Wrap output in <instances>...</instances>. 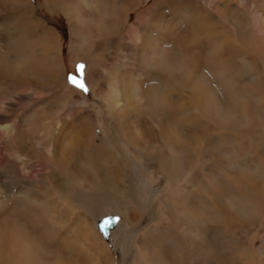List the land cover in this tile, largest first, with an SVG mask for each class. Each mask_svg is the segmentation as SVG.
<instances>
[{
    "label": "bare ground",
    "instance_id": "obj_1",
    "mask_svg": "<svg viewBox=\"0 0 264 264\" xmlns=\"http://www.w3.org/2000/svg\"><path fill=\"white\" fill-rule=\"evenodd\" d=\"M199 1L42 0L65 16L71 61L87 62L113 123L99 141L93 107L71 103L58 32L34 0H0V125L29 101L0 126V264H115L119 218L108 240L98 226L107 210L143 222L118 264H258L264 0L218 4L235 32ZM145 164L164 189L141 178Z\"/></svg>",
    "mask_w": 264,
    "mask_h": 264
},
{
    "label": "rangeland",
    "instance_id": "obj_2",
    "mask_svg": "<svg viewBox=\"0 0 264 264\" xmlns=\"http://www.w3.org/2000/svg\"><path fill=\"white\" fill-rule=\"evenodd\" d=\"M221 1L222 0H201V1H199V6L202 8H205V12L208 13L209 16H212L213 18L218 19L222 25L228 27L232 32H233V30L235 32V27L233 25H231L230 23H228L223 18V15H220V14L217 15L216 11L218 8V4ZM154 2H155V0H145V4L143 6L144 9L149 7L150 5H152ZM253 5L256 6L255 1L252 2V7L248 9L250 16H253L252 15L253 7H255ZM34 7L36 10V14L41 19V21L44 22L45 24H47L48 26L52 27L54 30H56L58 32L59 39L61 41V55L63 56L65 64H66V84L69 88L75 90V92L72 94V97H71V103L73 102L72 104H76V108L82 109V110L83 109L86 110L89 107H93L94 114H96V116L99 118V121L96 123V127H95L96 133H97L96 139L101 141L102 139H104V138L101 139V136L103 135L102 131L103 130L106 132H109L110 130L112 131L111 127L113 126V123H110L107 120V118L105 117V115L103 117L98 116L97 94H96V91L93 90L92 85L88 81V78L86 75L88 72V69H89L87 62L80 60V59H76L75 61H71V58H70L71 57V51L74 49L73 47H75L77 45V42L72 37L70 28H69L68 24L66 23V18L61 11L56 12L53 15L48 14L47 11L45 10L44 6H43L42 0H34ZM135 17H136V14L131 16V19L129 20V26L133 23ZM80 65H83V67L80 68L79 67ZM263 74H264V72H263ZM251 79H249L246 76L240 77V81H247V80L248 81H250V80L254 81L253 77ZM73 81L75 83H73ZM7 84H8V88L10 87L9 89H12V88L14 89L11 81H8ZM77 84H82L83 90L80 87L76 86ZM28 102H29L28 100L22 99L20 102L21 106L18 107L17 109L12 108L10 117H8L7 122L3 123L0 126H10V124H12L13 119H16V120L22 119L26 110H23L21 107L28 104ZM101 120H103V121H101ZM103 123H104V125H103ZM117 148H118V146H117ZM117 152H118L119 157L122 156V158H124L121 150H117ZM139 162L141 163V161H139ZM124 163H125V160H124ZM139 166L141 167V174H142L141 178L145 182L148 180V182H150V184H153L154 186L156 184V186L160 187L161 189L165 188V182L161 180V176L159 174H157V172H155V170L148 167L146 164L143 166L142 165H139ZM132 169H134V168H132ZM129 171L132 172V170H129ZM1 172H0V174L2 176V179H4V175H2ZM108 216H116L119 218V225H118L117 229L115 230V236H114L116 247L115 246L111 247V250H113L112 252H113V255L115 256L116 260H117V256H118L116 254H117V252H119L118 248H119L120 244L123 241L125 242L126 240L128 242L127 243L128 247H127L126 253L129 254V257H133L135 254V247H136V237L134 235L139 233L138 230L141 227L143 222H140L131 228L126 223V220L124 219V217L115 210L105 211L98 218V220H101V219L106 218ZM257 235L258 236H257L256 240L252 244V251L254 253L255 261L258 264H264V226L259 229ZM101 237H102V235H101ZM116 260H115V264H118V262ZM129 263L130 262L128 261V264Z\"/></svg>",
    "mask_w": 264,
    "mask_h": 264
},
{
    "label": "water",
    "instance_id": "obj_3",
    "mask_svg": "<svg viewBox=\"0 0 264 264\" xmlns=\"http://www.w3.org/2000/svg\"><path fill=\"white\" fill-rule=\"evenodd\" d=\"M117 222H118V218L116 217H107L99 222L98 226L105 240H108L110 231L114 229Z\"/></svg>",
    "mask_w": 264,
    "mask_h": 264
},
{
    "label": "snow or ice",
    "instance_id": "obj_4",
    "mask_svg": "<svg viewBox=\"0 0 264 264\" xmlns=\"http://www.w3.org/2000/svg\"><path fill=\"white\" fill-rule=\"evenodd\" d=\"M79 67L82 68L83 65H80ZM73 83H75V82L73 81ZM76 86L80 87L83 90V85L82 84H77Z\"/></svg>",
    "mask_w": 264,
    "mask_h": 264
}]
</instances>
